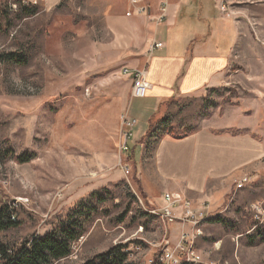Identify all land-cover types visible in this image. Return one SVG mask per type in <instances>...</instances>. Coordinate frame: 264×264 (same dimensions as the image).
<instances>
[{"label":"rangeland","instance_id":"1","mask_svg":"<svg viewBox=\"0 0 264 264\" xmlns=\"http://www.w3.org/2000/svg\"><path fill=\"white\" fill-rule=\"evenodd\" d=\"M116 4L123 14L125 0H64L51 11L38 3V15L20 20L16 0H0V55L28 58L24 66L0 64V152L11 148L14 158L32 156L27 164L0 157V208L10 206L17 223L0 231V241L21 246L51 232L58 216L65 217L93 193L109 190L113 197L98 205L84 236L72 243L71 255L54 264H85L117 245L128 246L127 264H162L159 258L180 243L181 221L150 212L164 207L148 205L130 143L128 151L120 149L123 117L140 102L132 100V82L122 70L148 60L150 48L144 55L145 50L122 52L118 33L124 29L115 27L120 26L113 17ZM259 4L260 15H250L245 25L251 43L264 48V0ZM132 47L141 48L134 42ZM219 95L173 106L170 135L180 137L208 119ZM260 163V170L235 180L238 193L221 208L227 227L209 221L197 227L201 235L194 250L200 264H264V243L254 235L264 231V156ZM244 177H253V183L237 190ZM186 199L196 212L210 215L208 205ZM129 207L125 221L118 223ZM171 238L178 241L165 242Z\"/></svg>","mask_w":264,"mask_h":264},{"label":"crops","instance_id":"2","mask_svg":"<svg viewBox=\"0 0 264 264\" xmlns=\"http://www.w3.org/2000/svg\"><path fill=\"white\" fill-rule=\"evenodd\" d=\"M28 1L51 11L64 0ZM259 1L226 0L230 10L226 14L219 10V0H169L162 22H158L162 0H141L145 14L137 13L130 0H125L123 14L115 5L113 17L120 23L115 27L124 29L118 33L122 52L145 50L141 53L145 54L155 43L164 45L150 53L148 60L141 58L129 68L135 70L145 62L152 86L145 98H132L140 102L127 111L137 121L130 148L136 179L149 206L162 208L165 194H181L195 204L208 205L209 222L219 224L215 220L223 215L221 208L238 193L235 180L260 170L264 156V48L251 43L245 25L250 15H260ZM133 42L141 48L132 51ZM232 93L234 97L229 98ZM217 94L219 99L211 106L208 119L200 120L186 135H170L173 123L168 115L174 107ZM172 226L171 230L178 232V226ZM177 241L171 238L165 242Z\"/></svg>","mask_w":264,"mask_h":264},{"label":"trees","instance_id":"3","mask_svg":"<svg viewBox=\"0 0 264 264\" xmlns=\"http://www.w3.org/2000/svg\"><path fill=\"white\" fill-rule=\"evenodd\" d=\"M18 19L33 18L40 13L36 5L24 4L16 0ZM28 62L26 55L6 54L0 55V64L7 63L16 66H24ZM184 131L180 136L186 135ZM180 134V133H179ZM3 160L13 157V150L6 148L0 152ZM14 158V157H13ZM19 164L31 162L32 156L27 154L14 158ZM109 190H103L100 193H93L90 200L82 201L72 208L65 217L58 216L52 231L43 236H34L26 240L21 246L6 244L0 241V264H54L68 258L72 252V243L78 242L85 233V226L99 213L98 205H104L113 199ZM95 200L97 205L91 201ZM130 212V207L124 212V215L118 220L123 223ZM15 211L10 206L0 208V231L9 230L17 225L14 217ZM108 214V212H105ZM215 222L227 227V221L221 218ZM264 243V231L257 230L254 234ZM127 245H117L107 252L97 255L85 264H127L130 252Z\"/></svg>","mask_w":264,"mask_h":264},{"label":"built area","instance_id":"4","mask_svg":"<svg viewBox=\"0 0 264 264\" xmlns=\"http://www.w3.org/2000/svg\"><path fill=\"white\" fill-rule=\"evenodd\" d=\"M27 4L26 1H23ZM33 4H37L36 2ZM130 4L133 8H136L137 13L145 14L147 9L142 6L141 0H130ZM169 7V0H162L160 5V14L158 22H162L166 16ZM219 10L223 13L228 11L226 0H219ZM131 12L127 14L130 16ZM164 48L163 43H155L151 46L150 53L154 50H161ZM123 75L132 78V98L143 99L147 96L152 86L147 80V71L142 70H130L124 68L122 70ZM137 125V121L132 119L128 114L123 117L122 121V132H121V147L120 149L124 152L128 151V144L133 138V130ZM126 175H129V170L126 169ZM250 184V179L244 177L236 184L237 190H242ZM165 206L163 210H151L150 212L154 215L161 216L163 219H167L169 222L180 220L182 223V232L179 238L180 242L176 250L180 249L181 253L176 255L175 251L167 252L159 258L162 264H200L201 257L197 255L194 250V243L197 236L201 235V232L197 227L202 223L209 221L211 216L207 212H196L191 205V202L187 200L181 194H165L164 195ZM15 220V218H12ZM189 227V230L186 228Z\"/></svg>","mask_w":264,"mask_h":264}]
</instances>
